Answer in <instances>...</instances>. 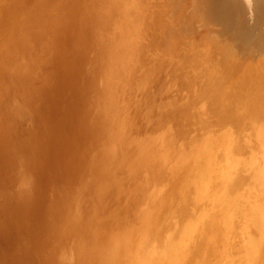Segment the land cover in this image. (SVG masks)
Returning <instances> with one entry per match:
<instances>
[{"label":"rangeland","instance_id":"obj_1","mask_svg":"<svg viewBox=\"0 0 264 264\" xmlns=\"http://www.w3.org/2000/svg\"><path fill=\"white\" fill-rule=\"evenodd\" d=\"M15 1L17 2V0H15ZM26 1L27 2L31 1L30 2L31 4L27 3ZM26 1L25 0L24 1L18 0V4L15 2V4H16L15 7L18 8V10L16 12V8L14 7V10H15L14 14L15 15L13 14V18H11V21L12 22L14 21V24H12L11 21H9L10 24H12V25H10V27L11 26H12V28L14 27L13 29H14L15 33L12 30V28L8 27V29L10 28V30L13 31V33H12V31L10 33V40H8L7 38L2 39L3 34L0 35V42L3 41V42H1L0 46H2V48H4L5 54L7 55V57L3 58V62L0 64V264H11V263L16 264L17 262H18L17 264H74V260H75L74 256L75 255H74V250H73L72 246L75 248L77 241L74 239L75 241L72 243V242H70L71 240L67 239V237L69 236L70 232H71L70 235L73 237L74 234H76L79 230H81L80 227H82L83 225L82 226H79V225H81L83 220H85V219L87 220V219H89V217L91 218V215L93 214V213L92 214L90 213V216H89L90 211L88 212V211H85V209L84 210L81 209L82 212H84V214L86 212V214H85L86 216L83 215V218H81V214H83V213H81V210H80V212H77L78 208H76V207H78V204H77L78 198L77 197L79 195V189L75 188V187H78L75 185V182L76 183L78 182V173L80 174L82 170H83L82 173H85V174H80L81 177H79V181L84 179V177L86 176V172L84 171V166L82 165L84 163H83V161L81 162V160L85 159V157H84L85 152H84V148H83L84 145L83 144H85L84 140L86 142V140L89 141V139L91 138V136L89 135L90 134L89 131L88 130L86 131V129H89L90 124L93 127L95 122H94V120L92 121V118H90L91 116L89 114H91V113L89 111H93L95 107H98V106H96L98 100L97 99L94 100V98L95 97L97 98L96 95H98V88H100V85H98L100 83H98V81H96L97 75L94 74L95 72L97 73V70L96 71L94 70L96 67H94V63H92V62H91L92 64L90 63V61H91L90 58L93 57L92 55H90L92 53L90 52L91 47H89V46H91L90 44L92 42V39L90 38L91 36L89 34V33H91V31L89 30V28H86V30L87 31L89 30V32L86 33L87 32L86 31L85 32L86 35L84 36V39L87 38L90 41V44L88 43L89 41L86 39L85 40H81V39L78 40V38H80V37H79V35H77L79 33H77L78 29H76V28H78V26L76 24L81 19L82 14L94 13V12H96L95 10H97L99 8H100L99 10H101L105 5H101V3L98 1L97 2L98 6H97V4L95 2L93 3V0H80V1L79 0H77V1H75V0H73V1L72 0H58V1L57 0H55V1L54 0L53 1L52 0H49V1L48 0H26ZM95 1H97V0H95ZM123 1H125L124 5H126V0H114V1L111 0L109 4H112L113 7H114V5H116V9H118V8H120L119 6H121L120 2H122L123 7H121V8H123L122 10H124V9L128 8V6L126 5V7H124ZM201 1L202 0H173L174 6L170 7L173 9L172 10V16L171 17L166 16V18H165L166 21L163 23V24H165L166 27L168 26V30L166 32V38L171 37V42H167V41L164 42V44H165L164 47H165V49H168V50L164 51V52L160 51V54L158 55V60L155 62V65L153 66L154 69L156 70V72L154 73V76L151 78L152 80L149 83L150 85L149 84H148V86L146 85L145 88L143 89L144 91L143 90L138 91L133 96L135 103L146 104V106L142 110V114H144L146 111L149 110L150 112L152 111L151 114H153V117H158L161 114V112H163V110H162V108H163L164 112H166L168 114H170L173 111L183 113L184 115H181L180 117L177 118V120L178 121L180 120V122H184V118H187L186 121H189V122L192 121L191 125L186 126V127H183L184 125L182 126L180 123H178V127L182 126V128H176V124L173 121H171V123L168 125V121H167V123L163 129H166V127H169L171 125L170 129L167 128L166 130L174 129L175 135H176L178 141L179 140L181 141L182 139L187 141V137L189 138L191 136L197 135V134H199L201 132H205V131H208V132H205V134L207 136H210V140L207 139L209 137L206 136V140H209L210 143L211 142L214 143L215 139L217 141L219 140V137H217V135L213 134L214 131H215L214 133H216V132L219 133V136L223 132V134H222L223 136L221 137V140H223V141L226 140V142L224 141L225 143L222 142L221 140H219L218 143L211 146L212 153L210 156V162L208 164L209 166L208 165L206 166L205 171L207 173H205L204 181H202V184L199 187L200 192H198V187L195 189H192V188L189 189V187L188 188L184 187L185 179L187 176V174H184V173L189 171L188 168L178 167V169L177 168L174 169L176 171L174 173H172L174 170L168 171V173L166 175L167 178L165 177L166 181H164V179H163L162 183L158 182L159 187H157L158 185H156L157 182L155 183L152 180V178H155V177H151L145 173L147 176H149L148 179H151V180H148V181H150V186L148 187L149 192L154 194L151 203L149 202L150 205L147 204V206H149V207L151 206L150 209H154L153 211H155V208H156L157 209L156 211L158 213H156L157 215L155 214L156 211L152 213V211L148 210L149 207H147L148 208L147 212H151V214L153 215L154 218L151 216V218L149 217L148 219H146L145 215L146 214L151 215V214L150 213H144L145 218L143 217V220L145 221V224H144L145 226L144 227L140 226L141 227V230H140L139 229L140 227L138 224L141 225V223H140L141 221H140V219L138 220V218H137L135 220L136 221L138 220V222L139 221L140 222L138 223L135 220H133L135 223L132 225V227L134 226L132 229L135 228V225H137L139 227L138 228L136 226V229H134V230L137 231L139 229V231H142L141 234L144 235L145 239L149 242V249H153V247L156 246L155 243L163 237H164L163 238V241H164L166 239L165 236H167L166 234H168L169 232H171V234L169 233L170 238L172 237V235L174 233H175V236H177L179 233V236H177V238H179L180 236H184L185 238L188 237V238H186V242L184 241L182 243V245H184V246L181 248L182 250L180 249L181 255L179 254L180 253V251H179L178 254H174V255L170 254V256H168L166 259L164 258L166 260L167 264H172L173 262H174L173 264H176L178 261L179 262L181 261V263L183 264V263H185L183 261L189 262L190 260H192V262H195V263L189 262V264H196V263H198L199 259H200V261H199L200 264H208V261L210 264H213V263L218 264V261L220 262L223 260V256L225 257L227 254H232V253H233V255L236 254L238 259H241L242 253H237V252L241 251L242 249L237 250V248L240 247V248H243V250H244V248H246L252 241H254V239L259 240V239H261L262 235H264V224H263L264 223V188H263L264 179H262L263 181L260 179L258 182L257 181L258 179L255 178L257 184L252 183L254 180L252 181L249 177L250 176V166L248 167L247 170L244 168L245 164L249 163V161H251L252 154L254 153V151L252 149L253 138L249 134V133H251V131L253 129V122H252L251 118L249 117L250 112H248V109H249V105L254 104V96L256 97L255 88L253 86L250 87L249 84L242 83V82L234 84L232 82V79L229 78L230 76H229V72L227 71V67L230 68V67H233L235 65L237 58H239L238 48H237V46L235 47V45L231 41H229L230 38L227 37L229 35H226L227 34L226 32H222L221 28L218 25H216V24L213 25V23H210L206 18H204L202 12H200L198 10H192L193 5L194 4L197 5V3H200ZM64 2H65V4H63ZM24 3H27L31 8L26 4H25V6H23ZM90 4H93L94 6L90 5ZM102 4H104V3H102ZM105 4L107 6V3H105ZM60 5H61V8H60ZM27 6L30 9L29 8L26 9ZM101 6H102V8H101ZM117 6H118V8H117ZM56 7H58V8H56ZM63 7H64V9L62 10ZM93 7H94V9H93ZM22 9H24V10H22ZM104 9L105 8H103L102 10H104ZM87 10H88V12H87ZM2 17H4V15ZM248 17H250V16H248ZM77 19H79V20H77ZM74 21H76V22H74ZM49 22H52V24L51 23L49 24ZM70 22H71V25H70ZM196 22L198 25L196 24ZM244 22H245V24L252 23L250 19L249 20L246 19V21H244ZM13 25H15V26H13ZM28 26H30V27L28 28ZM64 26H66V27H64ZM73 26H75V28H73ZM67 27L70 29V31ZM63 28H64V31L66 28V31H65L66 33L60 31V30H63ZM0 29L3 32L7 31V29H5V28L2 29V27ZM75 29L77 30V32L75 31ZM1 30H0V33H2ZM71 30H72V33L76 32V33H74L73 36H75V39H77V40H75L73 36L71 37V35H72ZM100 32L94 33L93 37L96 38L97 35H99V34L101 35L103 33L102 31H100ZM66 34L68 35V38H70L71 41L74 39L76 42L74 40H73V42H69L68 38L65 39L67 37ZM64 35H65V38H64ZM62 36H63V38H62ZM195 36H197V37H195ZM12 39H13L14 44L10 43ZM64 39L66 41H64ZM67 40L70 44L67 42ZM77 41H78L79 45L76 44ZM62 42H63V44H62ZM66 42H67V44H66ZM86 43L89 45H87ZM186 43L189 45V48H188V50L187 49H185V50L188 52V54L190 56L187 58L188 60L183 59V62L178 61L179 60L178 57H184V56H180L179 53L176 54V52H174V51L177 47L183 46L182 44L185 45ZM211 43H213V44H211ZM171 44H173V45L171 46ZM83 45H84V48H86L88 46L89 47L88 51L90 52L89 53V52L85 51V53H83L85 56H83V54H82V51L85 50L83 48ZM62 46H64L63 48L66 47L65 48L66 50L64 49L65 53L63 52L64 54L67 53L66 51H68V54H71L69 51H72V53L74 51L73 54L75 55V53H76L75 57H74V55L73 56L71 55V57H68V59H67V57L64 58V56H66L67 54L64 55L62 53V49H63V48H61ZM78 46H79V48H75V50H76V52H75V50L72 49V47H78ZM211 46L217 47V51L219 52V54H217L216 57H213V56L209 57ZM262 47L264 48V45ZM262 47H261V49H263ZM67 48H68V50H67ZM69 48H71V49H69ZM222 50L224 52H226L228 55L226 56L225 54H222V52H223ZM255 51L259 54V50L258 51L254 50V52ZM263 51H264V49L261 50V53ZM78 53L80 55L79 58L82 56L84 60H85L84 57H86V54H87V56L89 55L87 57V59L89 58V60L84 61V60H82V58H80V59L77 58ZM257 53H256L255 58L253 57L254 60L252 58H250L251 56L249 58L253 64L255 61L256 64L258 65V67L256 69V73H260V72L262 73V72H264V70H262V69H264V60H263L264 57H261V56H264V54H263L264 52L262 53L263 55L261 54V56L259 54L260 58H263V59H260L259 56L257 55ZM61 54H63L64 56H61ZM62 57H63V59H62ZM243 57L245 59L246 56H243ZM69 58H71V59H69ZM75 58L78 59V61H81V62L83 61V63L82 64H81V62L78 63V61ZM61 59L62 60L66 59L67 61L65 60V62H63ZM246 60H248V58ZM260 60H262V61L260 62ZM72 61L74 63H70ZM84 62H86V63L84 64ZM180 62L183 64H181ZM204 62L206 64L208 63V67L211 68L214 66L215 68L218 69V71L212 73V75H209L207 77L204 73V66H205V65H203ZM88 63L90 64V66ZM63 64H65V65H63ZM70 64L72 65V67ZM73 64H76V66H77V64H81L80 66L83 68L79 67V65L77 66V68L76 67L73 68V66H75ZM259 65H261V66L259 67ZM63 66H68V67H66L68 71H69V69L72 70L71 68H73V70L80 68L79 70H77V71L74 70V71H76L77 73H79L81 71L80 75L82 77L77 76L79 74L75 75L76 72H74L73 70L70 71L71 73L67 72V70ZM86 66L88 68H90L92 66L94 69L93 68H91V69L86 68V69H88V71H89L88 72L87 70L84 69ZM224 66L226 67V70H224ZM43 67H44V69H43ZM47 67H50V68H47ZM148 68L149 67L146 65L139 66L137 74L144 76L145 73H148L147 72ZM82 70H84V72L86 71L84 73V74L87 73L86 76H83L84 74H82V72H83ZM157 70H159L160 72ZM232 70H234V69H232ZM92 71H94V72H92ZM62 72H64V75L66 74L67 78H63ZM176 72H177V74H176ZM89 73L94 74V76L92 75L93 78L90 77L91 75ZM249 75H250V78H251V75L256 78V76H254V74H249ZM77 77H79V78H77ZM95 77H96V79H95ZM84 78H86L88 82H86V79H84ZM68 79H70V80H68ZM63 80H65V81H63ZM66 80L69 82L67 83ZM79 80L81 81L82 84L80 83ZM93 80L96 82H94ZM263 82H264V76H263ZM34 83H35V85H34ZM84 83L86 85H88L87 88H85L86 85ZM95 83H97V84H95ZM74 84H76V85H74ZM233 84H234V86H233ZM89 85L91 86V88H89L90 87ZM94 85H96V86L93 87ZM73 86H75V88H73ZM81 86H83V90H80V89H82ZM229 87L231 88V90L229 89ZM84 88H85V90H84ZM239 88H240V94L238 93ZM250 89H252V90H250ZM88 90H90V91H88ZM93 90H95L94 92H96V95L93 92ZM80 91H83V92H80ZM84 91H88L89 93L84 92ZM164 91L165 92L167 91L166 94ZM90 93H91V95H90ZM234 93L238 94L239 97H243V99L240 101L237 98H234L235 97ZM76 94L79 95L80 97L77 96ZM83 94H85V95L87 94L88 96H90L89 98L87 96V100L84 99L86 102L81 101L82 97L86 98V96L84 97ZM171 94H173L172 96H174V95L175 96L172 97ZM92 95L94 96V98ZM66 96H67V98H66ZM72 96L73 97L75 96L76 98H73ZM77 97L80 98L79 101L77 100L78 99ZM68 98H70V99L68 100ZM90 98H91L92 102H91ZM88 99L92 104L88 103L89 102ZM66 100H68L69 102L71 101L72 103L71 102L66 103ZM93 102H94V104H93ZM77 103H78V105H81V106L78 107ZM64 104H66V106ZM67 105H68V109L70 107L69 110L66 109ZM166 107H168V108H166ZM80 108H81V110H83L82 113L80 111ZM89 108H92V110H89ZM241 109H242V111L245 110V112H243V114L246 113L245 114L246 116L238 113V112L242 113ZM86 110H89V111H86ZM69 111H70V114H69ZM84 111L87 113L88 116L86 114H84L85 113ZM88 112H89V114H88ZM197 112H199V113H197ZM231 112L235 113V114H232ZM202 113H203V115H202ZM204 113H205V115H204ZM63 114H64V117H66V118L63 117ZM83 114L85 116H83ZM178 115H180V114H178ZM80 116L83 118H81ZM226 117H227V119H226ZM237 117H240L242 119L240 129H238V126H237V122H236ZM54 118H56V119H54ZM70 118H72V120ZM69 119H70L71 124H73V123L76 124L75 125L76 127L75 126L73 127V125L70 126ZM77 119H79L81 121V124H83V126H80L81 124L79 125L80 122H78ZM246 119L248 121H246ZM58 120H59V122H58ZM63 120H67L68 122L63 121ZM83 120L84 121L86 120L85 121L86 124L84 123ZM89 120H91V121L89 122ZM154 120H156V119H154ZM213 120H215V121H213ZM56 121H57V123H56ZM64 122L68 123L69 125L65 124ZM212 122H214V123H212ZM87 123L89 125H87ZM200 123L205 125V127H206V128H204V129H206L205 131L200 129L201 128ZM211 123L213 126L212 125L210 126ZM77 125L80 126L78 128L81 131H76V129L78 130ZM84 125H86V127H88V128L85 127L86 129H84ZM217 125L219 126V128H217L218 127ZM64 126H65V128H64ZM66 126H69V128ZM70 127L75 128V129H73V128L72 129H73V131L75 130L78 135L74 134L75 131L73 133L74 135L72 133H71L72 134L71 135L69 133L70 131H72ZM214 127L217 129H215ZM227 127H228V129H227ZM67 129H69V130H67ZM82 129H83V131L85 130L86 132L85 131L83 132ZM174 130H171L173 134H174ZM218 130H220V132ZM230 130H231V135L229 136ZM65 131H67V132L65 133ZM197 132H199V133H197ZM224 132H226V134ZM236 132L238 134L240 133V135L238 136V134ZM62 133L65 136H66V134L69 133V136L71 138H72V136H73V138L74 137L76 138V135L79 136L80 133H81V135L79 137H83V138L87 133H89V134L87 135V139H86V136L84 139H81V138L74 139V141L76 140V142L71 141V138L69 139V136L68 137L63 136L64 139L65 138L67 139V142H64L63 141L64 139L61 138ZM84 133H85V135H83ZM186 134L187 135L189 134V135L187 136ZM88 136H90V137H88ZM96 136L98 137V132L96 133ZM235 136H236V138L238 136L237 142H236ZM10 137H12V138H10ZM212 137H215V139L212 140L211 139ZM228 138H230V139H228ZM66 139H65V141H66ZM80 139H81V141H80ZM241 139H245V140L247 139L246 141L249 143V145L245 146L242 149H238V147L241 143ZM68 140L71 143L70 145H69ZM78 140L80 141L81 144H78L79 143ZM52 141H54V142H52ZM61 141L64 144L61 143ZM228 141L230 142V145L232 143H235V144H232L229 147V143H227ZM221 142L224 144H222ZM75 143H77V146H79V149L82 148V149H80L81 152H79L80 150L79 151L77 150L78 149L77 146H76L77 147L76 149L74 147H72V146H74L72 144H75ZM163 143L164 144H163V146L161 145V147L166 149L165 141ZM69 146H71V147H69ZM224 146H225V149L233 148V150L231 149L232 150L231 152L229 150H225ZM66 147H69V148L66 149ZM215 147H217V148H215ZM71 148H73L72 151H70L71 155L77 151L76 154L74 153L72 155V156L75 155L74 157L66 154L67 150H69ZM260 148L264 149V143L262 146H260ZM74 149H75V151H73ZM217 150H219L221 152H223V151H225V152L220 153ZM60 151H62V152L60 153ZM226 151H229L230 154H229V152H226ZM78 152H79V157H84V158H79L78 156H76V155H78L77 154ZM83 153H84V155H83ZM224 153L225 154L228 153L232 157H230L228 154L225 155ZM62 154L63 155L65 154V160L67 158L66 161L63 158L64 156L62 157ZM66 155H67V157H66ZM216 155L221 156V157L219 156L220 160H218L219 157H217ZM223 155H225V156H223ZM236 155H237L238 159L235 157ZM241 155H242V157H241ZM68 156H69V159H68ZM77 157L79 158L78 161L82 163L81 166L79 165L80 163L79 164L75 163V161L78 162L76 160ZM70 158H72V159H70ZM73 158H74V161H72ZM221 158H223V161ZM232 159H234V161ZM61 160L63 161V164L61 163L62 162ZM215 160H217L218 162L217 161L215 162ZM230 160H232V163ZM237 160H239V161H237ZM54 161L55 162L58 161L57 162L58 164L57 163L54 164L55 163ZM84 162H85V160H84ZM239 162H240V164H239ZM211 163H212V165H210ZM34 164H35V166H34ZM69 164H73V165H69ZM74 164L79 165V166L77 167L75 165V167H74ZM218 165H220V167ZM223 166H225V169ZM228 166H230V167L228 168ZM59 167H60L61 171H57V170H60ZM62 167H64V169H65V167H67L72 171H68L67 172L69 174L68 175L65 172L69 169L66 168L67 170L64 171ZM221 167H223V168H221ZM213 168H215L216 170ZM211 169H213V170H211ZM221 169H222V171H221ZM227 169L229 170L228 172H227ZM75 170H77L78 173L75 172ZM181 170H182V173L179 172ZM217 170H218V172H217ZM224 170H226V171H224ZM213 171H215V173H213ZM62 172H63V174H62ZM73 172H75V174ZM222 172L223 173L227 172V173L223 174ZM229 172H231L232 175H230L231 173L229 174ZM37 173H39V174H37ZM46 174H48V175H46ZM65 174L68 175L67 179H66ZM70 174H72V175H70ZM168 174L169 175L171 174V175L168 176ZM222 174H223V176H222ZM125 175H126L125 173L122 174V176H125ZM216 175H217V177L214 178ZM42 176H43V178H41ZM69 176L70 177L73 176L72 177L73 180ZM180 176H181V178H180ZM46 177L50 181H48V179ZM75 177H77V179ZM227 177L230 179H228ZM183 178H184V180H183ZM211 178H212V181L210 180ZM217 178L219 179L218 181H217ZM68 179L71 180V183L69 182L70 180H68ZM74 179L77 181H75ZM174 179H175V181H174L175 183L172 181ZM177 179H179V180H177ZM227 179L229 181H227V183H226ZM60 180H61V184H59ZM215 180H216V182H215ZM37 181L39 183H37ZM223 181H225V182L223 183ZM65 182H67L69 184H66ZM170 182H171V184H170ZM213 182H215V183H213ZM218 182L220 185H216V184H218ZM247 182H248L247 187H249V189H248L249 191L248 192L245 191L244 195H242L241 194L242 189L244 188V186ZM125 183H124V188L125 189L127 188V190H131V191L134 188H136V186L139 184V182L132 181L133 184L137 183L136 186L134 185V187H133L132 186L133 184L128 185L127 184L128 182L126 184ZM160 183L162 184L161 186H160ZM176 183H177V185H176ZM212 183H213V185H212ZM234 183H236L238 185V192L237 193L234 190H232ZM221 184H222V186H221ZM223 184H225V186ZM61 185H62V187H61ZM66 185L67 186L69 185V186L67 187ZM73 185H75V186H73ZM210 185H212V187H209ZM175 186H177V187H175ZM240 186H242V189L239 192ZM167 187H168V189H167ZM172 187H174V189H176L175 192H173L174 195L172 193H170V192H172V189H173ZM180 187H183L185 189V191H184V189H182ZM203 187L206 189H204ZM217 187H220V188H217ZM222 187H223V189H222ZM259 187L261 190L259 189ZM59 188L61 189V193H60ZM169 188L171 189V191H169ZM66 189H67V191H66ZM188 189H189V192H187ZM74 190L77 191V194L73 193V192H75ZM165 190L166 191L168 190V191L166 192ZM191 190H192L193 194L191 193ZM193 190L195 192H197V194H199L198 197L195 195V192H193ZM212 191L214 192V194L217 193L219 195V193H220L219 196L215 195L217 197V199L214 196V194L212 193ZM72 193H73V195L75 194L74 196H76L77 199L74 198ZM201 193H203V194H201ZM161 194H162V196H161ZM167 194H168L169 198L168 197H166V198H168L170 202L169 201L164 202V200H162V199H165V196ZM247 194L251 195V197H253V198L251 199L250 196H248ZM69 195H71V196H69ZM175 195L177 196V198H175L176 197ZM193 195H195V196L193 197ZM206 195H207V197H206ZM209 195L211 196V197H209L210 200L207 199ZM61 196H63V197H61ZM90 196L91 195H89V197ZM31 197H33V198H31ZM94 197H96V196H94ZM170 197H173V199ZM86 198L92 204L95 201V200H93L94 198L91 200H90L91 197L88 198L86 196ZM158 198H161V200L163 201L162 204L164 207L162 206V204H160V207H158L159 205L155 204V202L160 201V200H157ZM68 199H69V202L71 203L70 206H69V204H67ZM108 199H109V201L106 199V204H104L105 210H106L105 207L107 204L110 206L107 209L110 210V209L114 208V206H112L113 202L110 201V198H108ZM229 199H232V200H229ZM70 200L71 201L75 200V201L73 203V201L71 202ZM215 200H216V202H215ZM225 200H226V202H225L226 204L223 203ZM208 201L210 203H208ZM213 201L216 205L213 203ZM230 201H232V202H230ZM59 202H61L60 205L56 204ZM96 202L99 203L98 200ZM96 202H94V206L91 204L92 205L91 208H93V209H91V208L90 209L92 210V212H94L96 210L97 213L96 212L95 213L99 214L98 215V217H99L101 215L100 213L102 210V209H100L101 203H99L97 205ZM109 202L110 203L112 202V204H110ZM119 202H120L122 207H124V206L126 207L127 205H129L127 208H125L122 211L125 214L128 211H133V210L137 211V207L139 206V202H137V196L132 194V193L123 195V197L120 199ZM161 202H159V203H161ZM191 202H193V203H191ZM199 202H200V204H199ZM201 202L203 204H201ZM17 203H19V205H17ZM75 203H76V205H75ZM164 203H168V204H164ZM190 204H191V206H190ZM207 204H210L211 206L207 205ZM192 205H193V207H196V209L192 208ZM212 205H215V206H212ZM161 206L163 207V209L165 208L164 209L165 212L162 210ZM204 206H205V209H202V208H204ZM56 207H57V209H56ZM60 207H62L63 209ZM177 207L179 208L178 210H181V212L180 211L178 212V210H176ZM206 207L208 208V210H206ZM65 208H67L66 212H64ZM68 208H70L71 212H68L69 211ZM183 208H184V212H183ZM226 208L227 209L231 208V211H229L230 209L226 210ZM74 209H77V210H74ZM97 209H98V211H97ZM218 209L221 210L220 214H219ZM141 210H142V208H141ZM141 210L139 209V211H141ZM209 210H211L213 212L210 211L211 212L210 213ZM75 211L77 212V214H73V213H76ZM136 211H135V213H138V211L137 212ZM197 211H198V213H197ZM223 211H224V213H223ZM55 212L57 215L55 214ZM187 212L193 213V214H191V213L190 214L192 217L194 216L195 218L194 217L191 218V216H189V214H187ZM203 212H205V213H203ZM206 212H207V214H206ZM65 213L67 215V218H66ZM159 213H161V215ZM177 213H179L178 216H177ZM226 213H228V215ZM72 214H73V216H72L73 218H71ZM87 214H88V218H87ZM158 214H159V217H158ZM204 214H205V216H204ZM218 214H219V216L220 215L221 216L224 215V216L219 217ZM59 215H60V218L58 217ZM77 215H78V217H77ZM171 215L173 218L171 217ZM179 216H180V219H179ZM181 216H183V217L189 216V217H184L185 218V220H184V219H181V218H183ZM108 217L107 218L104 217L105 221H104V218H99L101 220H99L97 218L94 221L96 222L97 220H99L100 222H102L104 224L107 221ZM155 217H156V219H155ZM207 217H210L212 219V222L214 223L212 228L210 226L212 224H207V222H209V221L211 222L210 218H207ZM68 218H70V220H72V222H70ZM75 218H76V220H75ZM176 218H178V219H176ZM62 219H63V221H62ZM81 219H83V220H81ZM154 219L158 222L160 220V222L159 223L155 222ZM203 219L204 220L209 219V221H203ZM247 219H249V220H247ZM64 220L68 221V222L65 223ZM73 220H75V221H73ZM109 220H111V219H108V221ZM178 220H179V222H178ZM217 220H218V222H217ZM242 220L245 222L243 223ZM61 221L64 223L62 224ZM91 221H93L92 218L90 220H88L87 222L89 223ZM99 221H97L96 224L99 223ZM144 221H142V222L144 223ZM150 221L153 224H151ZM170 221H172V222H170ZM185 221H187V222H185ZM261 221H262V224H261ZM76 222H78V223H76ZM87 222H86V225L88 226L89 224H87ZM183 222H184V224L182 225L181 223H183ZM201 222H203V223H201ZM205 222L207 225L205 224ZM216 222H217V225H216ZM55 223L57 226L55 225ZM102 223H99V224L102 225ZM168 223H170V224L168 225ZM220 223H221V226H220ZM67 224H69L70 226ZM75 224H77L78 230H77ZM82 224H85V222L83 221ZM90 224H91L90 226H92V222ZM155 224L157 225V227ZM158 224L161 226V228L158 226ZM166 224L168 226L165 227ZM172 224H173L174 228L171 229L170 225L172 227ZM61 225H63V226H61ZM98 225H96V227ZM150 225H151V227H153L152 232H150V230H149L151 228ZM177 225H179V226L176 227ZM215 225H216V227H215ZM230 225H232V226H230ZM87 226H86V228L91 230V233L94 234L95 232H93V230L90 229L89 226L88 227ZM102 226H98L97 229H99V231H100L101 228H99V227H102ZM146 226H147V229H144V228H146ZM180 226H182L183 228ZM249 226H251V227H249ZM164 227L167 230H165ZM167 227H169V229ZM179 227L182 228L181 231L177 230V229H180ZM205 227H209V229L205 228ZM214 227H215V229H214ZM50 228H52V229H50ZM73 228H76V230L74 229L75 232L73 231ZM190 228H191V230H189ZM232 228H233V230H232ZM243 228L245 231L243 230ZM88 229H86L87 232L89 231ZM97 229H96V231H98ZM156 229H157V232L158 233L160 232L161 234L160 233L158 234L157 232H155ZM185 229L188 233L189 232L190 233L189 234L187 232L185 233ZM195 229H197V230H195ZM216 229H217V231H216ZM43 230H44V232H42ZM108 230L111 232L113 229L110 227V228H108ZM108 230H107V232H109ZM146 230L147 231L149 230V231L147 232ZM161 230H163V233L161 232ZM169 230H171V231H169ZM182 230H183V232H182ZM209 230H212V232H210ZM67 231H69V233ZM114 231L117 232L116 230H114ZM165 231H167L168 233ZM176 231H177V233H176ZM191 231L193 232V234ZM180 232H182V233L180 234ZM194 232L196 235L194 234ZM207 232L212 237V239H213V237L216 238V235L218 234L217 239L212 240L211 238H209L208 235H206ZM45 233H47V234H45ZM120 233H118V234H120ZM151 233H152V235H151ZM197 233H198L200 238L197 236ZM204 233H205V235H202ZM215 233H216V235H215ZM60 234H61L62 239L60 238ZM118 234H116V236ZM162 234H163V236H162ZM233 234H234V237H232ZM212 235H215V236H212ZM160 236H162V237H160ZM189 236H191V238ZM204 236H206L205 239L209 238V240L204 239L205 242L202 241L203 240L202 238H204ZM147 237L148 238L150 237V239H147ZM229 237H231V238H229ZM223 238H224V240H223ZM251 238H252V240H251ZM65 239H67V241H65ZM226 239H228V240H226ZM151 241H152V243H151ZM214 241L216 242V244L219 243L216 247L217 250L215 249L216 244L212 243ZM159 242H161V241H158V244H159ZM189 242L192 245H190ZM200 242H202L203 244L201 245ZM209 242L212 243V244H209V248H211V249L207 250L208 249L207 244ZM197 243H199V245ZM43 244H45V245H43ZM68 244H70V245L73 244V245L69 246ZM152 244H154V245H152ZM158 244H157V246H159ZM213 244H215V245H213ZM234 244L237 245L235 248H234ZM252 244H254V243L252 242ZM160 245H161V243H160ZM205 245H207V246H205ZM232 245H233V247H232ZM202 247H204L205 249L204 248L202 249ZM250 247H251V245L248 246L247 248H250ZM155 248L157 251L158 250L160 251V249H159L160 247H158V248L155 247ZM212 248H213V250H216V251H211ZM154 249H153V251H154ZM64 250H65V252H64ZM191 250L194 252H192ZM236 250H237V252H236ZM263 250H264V247H263L262 251H260V258L264 257ZM68 251H70L71 255L69 254ZM199 251H201V252L199 253ZM203 251L206 254H204ZM207 251H209V252H207ZM197 252H198V254H197ZM56 253H58V254L56 255ZM63 253H65V254H63ZM182 253H183V256H182ZM201 253H203L204 257ZM207 253L211 256H213V255L210 253H213L214 254L213 257H216V258L215 259L213 258L214 260H212L211 259L212 257L209 256L211 258H209L207 262H206V259L201 260V259H204L208 255ZM195 255H200L201 258L198 259L199 256L196 257ZM217 255H219V256H217ZM186 256H188V259ZM193 256H194V258L196 257L195 260H193ZM174 257L175 258L177 257L175 259L176 261L174 260ZM184 257H185V259H184ZM62 258L66 259V260H63ZM189 258H190V260H189ZM206 258H208V257H206ZM210 259L213 263H211ZM166 262H164L163 264H165ZM188 262L186 264H188ZM181 263H177V264H181ZM242 264H247V263H242Z\"/></svg>","mask_w":264,"mask_h":264},{"label":"bare ground","instance_id":"obj_2","mask_svg":"<svg viewBox=\"0 0 264 264\" xmlns=\"http://www.w3.org/2000/svg\"><path fill=\"white\" fill-rule=\"evenodd\" d=\"M24 1V0H22ZM26 1V0H25ZM49 1V0H48ZM53 1V0H52ZM55 1V0H54ZM58 1V0H57ZM73 1V0H72ZM77 1V0H75ZM80 1V0H79ZM100 2L101 5H105V3H107V6L103 7L105 8L104 10H102V6H101V10L97 9L96 7L98 6L97 2ZM111 0H93V3L95 2L97 4V6L95 7L97 10H95L96 12L94 13H87V14H82L81 16V19H77L79 20L78 23L76 24L78 26V32L77 30L75 29V31L79 34V39L81 40H88L87 38L84 39V36L86 35V33L89 32V30L91 31L90 34V38L92 39V42L90 44V41L88 42L91 46L90 48V52L92 54L93 57L90 58L91 61L90 63H94V67H96L95 69L91 66L90 68H88L87 66L84 68L85 70L88 71V69H91L93 68L95 71L97 70V73L95 72L94 74L97 75V80L98 85H100V88H98V95H96V92H94L95 90H93V92L95 93V95L97 96V98L95 97L94 98V94L92 95L94 100H98L97 101V104L96 106L98 107H95L93 111H89V110H92V108H89V110H86V111H89L91 114H88L91 116L90 118H92V121L94 120V125L93 127L91 126V124L89 125L87 123V125H89V129H86L88 127H86V125H84V129H86V131L88 130L89 133H87L85 135V133L83 135L86 136V139H87V135L89 134L91 136V138L89 139V141L84 140V152H85V162L84 160H81V162L83 161L84 164H82L81 162L78 161L79 158H84V157H79V152H81L80 148L79 149V146H77V143L75 144H72L74 146L75 149L78 147V156L77 157V161H75V163H80L79 165L81 166V164L84 166V171L86 172V176L84 177V179L80 180L79 181V177L80 174H85V173H81L79 174L77 172V170H75V172L78 173V182L76 183L75 182V185L78 186V187H75V188H78L79 189V195H78V200H77V204H78V211L77 212H80L81 209H85V211H90L89 212V216H90V213L92 214L91 215V218L93 219L92 222V226H90L91 222H87L88 220H90L91 218L89 217V219H81L85 222V224H82L79 225V226H82L80 227L81 230H79L76 234L73 235V237L69 234V236L67 237V239L71 240L70 242H74L75 240L77 241L76 243V246L75 248L68 244L69 246H72L73 250H74V264H163L164 262H166V258L168 256H170V254H178L180 249L184 246L182 245V243L185 241L186 242V238L188 237H184V236H180L179 238H177V236H179V233L177 236H175V233L172 235V237L170 238L169 236V233L171 234V232H167L168 234H166L167 236L166 239L163 241V238H161L160 240L158 241H161L159 242L158 244V241L155 243V247H160V251L156 250L155 247H153V249H149V242L145 239L144 235L141 234L142 231H139V229L141 230V227L145 226V221L143 220V217L145 218L146 216V219H148L149 217L151 218V216L153 217V215L151 214V212H147L148 210L155 212L157 209L155 208V211H153L154 209H150L149 206H147V204L150 205L151 201H152V198L154 196V194H152L151 192H149V189L148 187L150 186V181L148 180H151V179H148L149 176L151 177H155V178H152V180L156 183L158 182H163V179L164 181L165 180V177L167 178V173L168 171H172L174 169H178V167H184V168H188L189 171H187L186 173L184 174H187L186 176V179H185V183H184V187L185 188H192V189H195L198 187V192H200L199 190V187L201 186L202 184V181H204V177H205V173H207L205 170H206V166L209 164L210 162V156H211V146L218 143L219 140H221V137L223 136V132L221 133V135L219 136V133H214V135H217V137H219V140L217 141L215 139V137H212L211 139H215V142L214 143H210L209 140H210V136H207L205 134V132H208V131H205L206 128L205 125L201 124L200 125V129L204 130L205 132H197L199 134L197 135H194V136H191V137H187V141H185L184 139H182L181 141L177 140V137L175 135V130L174 129H171V130H174V134L172 133L171 130H166L167 128L170 129V126L169 127H166V129H163L168 121V125L171 123V121H173L175 124H176V128H182L183 127H186V126H190L191 125V122L189 121H186L187 118H184V122H180V120L178 121L177 118L180 117L181 115H184L183 113L181 112H177V111H173L171 112L170 114L164 112V109L162 108L163 112H161V114L158 116V117H153V114H151V112L148 110L146 111L144 114H142V110L144 109V107L146 106V104H140V103H135L134 101V94L137 93L138 91H141L145 88V86L151 82V78L154 76V73L156 72V70L154 69V65H155V62L158 60V55L160 54V51L161 52H164V51H167L168 49H165V44L164 42H171V37L170 38H166V32L168 30V26L166 27L165 24H163L166 20V16H172V6H174L173 4V0H126V5L128 6V8L122 10L123 7L122 6V2H120L121 6H119L120 8H117L116 9V5H114V7L112 6V4H109ZM114 1V0H113ZM15 0H0V28L2 27L7 29V31L0 33L3 34V38L2 39H5L7 38L8 40H10V33L11 31L13 30L14 31V27L12 28V26L10 27V25L14 24V21L12 22L11 21V18H13V14L15 13L14 11V7H15ZM21 2V1H20ZM27 2V1H26ZM31 1H28L27 3H30ZM85 2V1H84ZM124 2L123 1V5H124ZM169 2V3H168ZM18 4V0L16 2ZM27 3H24L23 6L28 5ZM57 3V2H56ZM60 3V2H59ZM80 3V2H79ZM78 3V4H79ZM104 3V4H102ZM113 3V2H112ZM116 3V2H115ZM31 4V3H30ZM53 4V3H52ZM65 4V2L63 3ZM109 4V5H108ZM72 5V4H71ZM88 5V4H87ZM90 5H93V4H90ZM119 5V4H118ZM126 5H124V7H126ZM193 5V4H192ZM19 6V5H18ZM22 6V5H21ZM22 6V7H23ZM29 6V5H28ZM26 7V9H28L29 7ZM57 6V5H56ZM94 6V5H93ZM86 7V6H85ZM16 8V7H15ZM21 8V7H20ZM24 8V7H23ZM31 8V7H30ZM29 8V9H30ZM58 8V7H56ZM60 8H61V5H60ZM59 8V9H60ZM91 8V7H90ZM25 9V10H26ZM51 9V8H50ZM53 9V8H52ZM58 9V10H59ZM64 9V7L62 8V10ZM94 9V7H93ZM121 9V10H120ZM18 8H16V12H17ZM20 10V9H19ZM24 10V9H22ZM74 10V9H73ZM192 10H198L200 12H202L204 18H206L210 23H213L218 25L220 28H221V31L222 32H226L227 34L226 35H229L227 36L228 38H230L229 41H231L235 47L237 46L238 48V56L239 58H237L236 62H235V65L233 67H227V71L229 72V78L232 79V82L235 84V83H239V82H242V83H246V84H249L250 87L253 86L255 88V92H256V97L254 96V104L252 105H249V109H248V112H250L249 114V117L251 118L252 122H253V129L251 131V133H249L252 138H253V151L254 153L252 154V159L251 161H249V163H246L244 168L247 170L248 167L250 166V179L253 181L252 183H256V179H258L257 181L259 182V180L261 179H264V149H261L260 146L263 145L264 143V82H263V76H264V72H260V73H256V69L258 67V65L256 64V62L254 61V64L250 61V58L253 59V57L255 58L256 56V51L254 52V50H259V54L261 56V54L264 52L261 53V50H263L264 48L262 47L264 45V0H202L200 3H197V5H193V8ZM28 11V10H27ZM46 11V10H45ZM67 11V10H66ZM19 12V11H18ZM79 12V11H78ZM88 12V10H87ZM90 12V11H89ZM92 12V11H91ZM60 13V12H59ZM51 14V13H50ZM62 14V13H61ZM4 15V17H2ZM15 15V14H14ZM250 16V17H248ZM15 17V16H14ZM65 17V16H64ZM15 19V18H14ZM48 19V18H47ZM53 19V18H52ZM247 20H251L252 23L250 24H245L244 21ZM76 20V21H77ZM253 20V21H252ZM12 24H10V22ZM74 21V22H76ZM199 21V20H198ZM3 23V24H2ZM48 23V22H47ZM52 24V22H49V24ZM61 23V22H60ZM209 23V24H210ZM69 24V23H68ZM197 24V22H196ZM200 24V23H199ZM70 25H71V22H70ZM198 25V24H197ZM15 26V25H13ZM20 26V25H19ZM48 26V25H47ZM88 26V27H87ZM8 27L12 28V30H10V28L8 29ZM30 26H28L29 28ZM54 27V26H53ZM66 27V26H64ZM71 27V26H70ZM37 28V27H36ZM46 28V27H45ZM68 28V27H67ZM72 28V27H71ZM73 28H75V26H73ZM86 28H89V30L87 31ZM181 28V27H180ZM185 28V27H184ZM43 29V28H42ZM50 29V28H49ZM69 29V28H68ZM182 29V28H181ZM191 29V28H190ZM45 30V29H44ZM12 31V33H13ZM42 31V30H41ZM57 31V30H56ZM64 33H66V28H65V31H64V28L63 30H60ZM70 31V29H69ZM74 31V30H73ZM87 31V32H86ZM102 31L103 33L100 35H97L96 38L93 37L94 33L96 32H100ZM32 32V31H31ZM74 32V33H76ZM86 32V33H85ZM15 33V31H14ZM37 33V32H36ZM58 33V32H57ZM69 33V32H68ZM71 33H72V30H71ZM70 33V34H71ZM74 33H72L71 37L74 35ZM101 33V32H100ZM192 33V32H191ZM209 33V32H208ZM212 33V32H211ZM48 34V33H47ZM14 35V34H13ZM61 35V34H60ZM88 35V34H87ZM169 35V34H168ZM214 35V34H213ZM27 36V35H26ZM41 36V35H40ZM66 38H65V35H64V38L67 39L68 38V35L66 34ZM217 36V35H216ZM39 37V36H38ZM74 39H75V36H73ZM88 37V36H87ZM93 37V38H92ZM197 37V36H195ZM43 38V37H42ZM63 38V36H62ZM77 38V37H76ZM58 39V38H57ZM64 39V41H66ZM72 39V38H71ZM73 39V40H74ZM90 39V40H91ZM48 40V39H47ZM62 40V39H61ZM69 42H73V40L71 41L70 38H68ZM67 40V42H68ZM77 40V39H75ZM74 40V41H75ZM80 40V41H81ZM3 42V41H1ZM0 42V44H1ZM5 42V41H4ZM66 42V44H67ZM68 42V43H69ZM76 42V41H75ZM12 44H14L13 42V39L11 40ZM36 43V42H35ZM84 43V42H83ZM8 44V43H7ZM6 44V45H7ZM63 44V42H62ZM70 44V43H69ZM72 44V43H71ZM78 44V41L77 43ZM87 44V43H86ZM87 44V45H89ZM213 44V43H211ZM79 45V44H78ZM173 44H171L172 46ZM183 46H179L175 49L174 52H176V54L179 53L180 56H184V57H178L179 60L178 61H181L183 62V59H187L190 55L188 54V52L185 50L189 48V45L186 43L185 45L182 44ZM231 45V44H230ZM229 45V46H230ZM65 46V45H64ZM64 46H62L61 48H63ZM68 46V45H67ZM86 46V45H85ZM226 46V45H225ZM69 47V46H68ZM71 47V46H70ZM82 47V46H81ZM89 47L87 46L86 48H84V45H83V48L85 50H81L82 51V54L85 53V51L89 52L88 49ZM261 47L263 49H261ZM66 48V47H65ZM65 48L62 49V53L66 50ZM75 48H79L78 47H72V49L75 50ZM224 48V47H223ZM65 49V50H64ZM71 49V48H69ZM261 49V50H260ZM68 50V48H67ZM217 47H213L211 46L210 47V53H209V57L210 56H213V57H216L217 54H219V52L217 51ZM220 51V50H219ZM223 51V50H222ZM67 55L64 56L63 54H61V56H64L67 57H71V55L73 56L74 54V51L72 53V51H69L71 54H68V51H66ZM76 52V50H75ZM89 52V53H90ZM197 52V51H196ZM251 52V53H250ZM80 53V52H79ZM79 53H78V57L79 58ZM237 53V52H236ZM34 54V53H33ZM81 54V53H80ZM94 54V55H93ZM222 54H225L226 56L228 55L226 52H222ZM248 54V55H247ZM251 54V55H250ZM259 54L257 53V55L259 56ZM264 54V53H263ZM262 54V55H263ZM45 55V54H44ZM69 55V56H68ZM76 55V53H75ZM74 55V57H75ZM83 56H85L83 54ZM89 56V55H88ZM87 54H86V57L85 60H89V58L87 59ZM243 56H246L245 59ZM251 56V57H250ZM259 56V58H260ZM4 57H7V55L5 54V51H4V48H2V46H0V64L3 62V58ZM250 57V58H249ZM261 57H264V56H261ZM80 58L83 59V57L81 56ZM79 58V59H80ZM208 58V57H207ZM248 58V60H246ZM63 59V57H62ZM61 59V60H62ZM71 59V58H69ZM76 59V58H75ZM74 59V60H75ZM260 59H263V58H260ZM60 60V61H61ZM66 60V59H65ZM65 60H62L63 62H65ZM73 60V59H72ZM78 61V59H76ZM84 60V61H85ZM188 60V59H187ZM246 60V61H245ZM254 60V59H253ZM264 60V59H263ZM67 61V60H66ZM69 61V60H68ZM76 61V62H77ZM235 61V60H234ZM262 60H260L261 62ZM62 62V63H63ZM81 62V61H78V63ZM180 62V63H181ZM259 62V63H260ZM69 63V62H68ZM70 63H74L73 61L70 62ZM83 63V61L81 62V64ZM86 62H84L85 64ZM91 63V64H92ZM263 63V62H262ZM81 64H77V66L79 65V67H81L80 65ZM89 64V63H88ZM183 64V63H181ZM36 65V64H35ZM61 65V64H60ZM65 65V64H63ZM71 65V64H70ZM75 66H73V68H77L76 64H73ZM143 65H146L148 66V73H145L144 76L142 75H138L137 72H138V68L139 66H143ZM204 73L205 75L208 77L209 75H212V73L218 71L217 68H215L214 66L213 67H208V63L206 64L204 62ZM84 66V65H83ZM90 66V64H89ZM261 65H259L260 67ZM65 67V69L67 70L66 67L68 66H63ZM72 67V65H71ZM184 67V66H183ZM252 67V68H251ZM47 68H50V67H47ZM73 68H71L73 70ZM83 68V67H81ZM88 68V69H86ZM44 69V67H43ZM69 69V68H68ZM80 68L78 69H74V70H79ZM182 69V68H181ZM234 69V70H232ZM261 69V68H260ZM69 69V71L67 70V72H70L72 71ZM73 70V71H74ZM224 70H226V67L224 66ZM264 70V69H262ZM49 71V70H48ZM74 71V72H76ZM82 74H84V70H82ZM91 71V70H90ZM159 71V70H157ZM226 71V72H227ZM66 72V73H67ZM89 72V71H88ZM94 72V71H92ZM160 72V71H159ZM63 73V78H67L66 77V74L64 75V72ZM71 73V72H70ZM166 73V72H165ZM76 74H79L77 76H81V71L79 73H75ZM87 74V73H86ZM86 74H84L83 76H86ZM90 74V73H89ZM94 74H90L92 77V75L94 76ZM177 74V72H176ZM216 74V73H215ZM249 74H254L255 77H253L251 75V78H250V75ZM224 75V74H223ZM226 75V74H225ZM65 76V77H64ZM69 76V75H68ZM82 77V76H81ZM80 77V78H81ZM89 77V76H88ZM51 78V77H50ZM69 78V77H68ZM79 78V77H77ZM93 78V77H92ZM165 78V77H164ZM76 79V78H75ZM86 79V78H84ZM96 79V77H95ZM154 79V78H153ZM171 79V78H170ZM70 80V79H68ZM82 80V79H81ZM90 80V79H89ZM187 80V79H186ZM22 81V80H21ZM62 81V80H61ZM65 81V80H63ZM75 81V80H74ZM80 81V80H79ZM94 81V80H93ZM94 81V82H96ZM156 81V80H155ZM165 81V80H164ZM167 81V80H166ZM180 81V80H179ZM178 81V82H179ZM66 82L68 83L69 81L66 80ZM84 82V81H83ZM86 82L87 79H86ZM85 82V83H86ZM90 82V81H89ZM55 83V82H54ZM63 83V82H62ZM81 83V81H80ZM84 83V84H85ZM93 83V82H92ZM187 83V82H186ZM224 83V82H223ZM77 84V83H76ZM74 84V85H76ZM82 84V83H81ZM83 84V85H84ZM94 84V83H93ZM97 84V83H95ZM233 84V86H234ZM35 85V83H34ZM54 85V84H53ZM56 85V84H55ZM69 85V84H68ZM67 85V86H68ZM80 85V84H79ZM86 85V84H85ZM91 85V84H90ZM89 85V86H90ZM97 85V86H98ZM150 85V84H149ZM158 85V84H157ZM192 85V84H191ZM88 85H86L85 88H87ZM96 85H94L93 87H95ZM231 86V85H230ZM79 87V86H78ZM82 89L80 90H83V86H81ZM155 87V86H154ZM176 87V86H175ZM199 87V86H198ZM236 87V86H235ZM244 87V86H243ZM73 88H75V86H73ZM80 88V87H79ZM84 88V90H85ZM91 88V86L89 87ZM196 88V87H195ZM194 88V89H195ZM208 88V87H207ZM95 89V88H94ZM156 89V88H155ZM229 89L231 90V88L229 87ZM52 90V89H51ZM92 90V89H91ZM154 90V89H153ZM178 90V89H177ZM252 90V89H250ZM77 91V90H76ZM90 91V90H88ZM88 91H84V92H88ZM144 91V90H143ZM79 92V91H78ZM80 92H83V91H80ZM148 92V91H147ZM165 92V91H164ZM167 92V91H166ZM165 92V94H166ZM198 92V91H197ZM200 92V91H199ZM227 92V91H226ZM89 93V92H88ZM170 93V92H169ZM230 93V92H229ZM232 93V92H231ZM237 93V92H236ZM235 94V97L234 98H237L238 100H242L243 97H239L238 94ZM238 93L240 94V88L238 90ZM81 94V93H80ZM139 94V93H138ZM146 94V93H145ZM151 94V93H150ZM163 94V93H162ZM161 94V95H162ZM183 94V93H182ZM77 95V94H76ZM91 95V93H90ZM173 94H171L172 96ZM79 96V95H77ZM82 96V95H81ZM83 96L86 98H81V101L83 102H86L84 99L87 100V94H83ZM146 96V95H145ZM175 96V95H174ZM172 96V97H174ZM231 96V95H230ZM73 97V96H72ZM80 97V96H79ZM79 97H77L78 101H79ZM90 96H88L89 98ZM137 97V96H136ZM179 97V96H178ZM35 98V97H34ZM67 98V96H66ZM73 98H76L75 96ZM92 98V97H91ZM90 98V100H91ZM19 99V98H18ZM70 98H68L69 100ZM228 99V98H227ZM68 100H66V103L69 102ZM76 100V101H77ZM139 100V99H138ZM73 101V100H72ZM89 101V99H88ZM87 101V102H88ZM71 102V101H70ZM69 102V103H70ZM92 102V100H91ZM90 101L88 103L92 104ZM95 102V101H94ZM93 102V104H94ZM149 102V101H148ZM65 103V102H64ZM72 103V102H71ZM79 103V102H78ZM77 103V105H78ZM182 103V102H181ZM221 103V102H220ZM36 104V103H35ZM80 104V103H79ZM82 104V103H81ZM84 104V103H83ZM86 104V103H85ZM66 106V104H64ZM155 105V104H154ZM56 106V105H55ZM81 106V105H78V107ZM87 106V105H86ZM85 106V107H86ZM94 106V105H93ZM224 106V105H223ZM84 107V106H83ZM152 107V106H151ZM237 107V106H236ZM248 107V106H247ZM56 108V107H55ZM65 108V107H64ZM168 108V107H166ZM196 108V107H195ZM67 110L68 109V105L66 107ZM152 109V108H151ZM85 110V109H84ZM80 111L82 113L83 110H81L80 108ZM221 111V110H220ZM242 111V109H241ZM85 112V111H84ZM195 112V111H194ZM237 112V111H236ZM243 112H245V110L241 112H238L240 113L241 115L243 114ZM78 113V112H77ZM199 113V112H197ZM207 113V112H206ZM232 113V112H231ZM67 114V113H66ZM65 114V115H66ZM69 114H70V111H69ZM84 114L87 115V113L85 112ZM83 114V116H85ZM180 114V115H178ZM232 114H235V113H232ZM246 113H244L243 115H245ZM203 115V113H202ZM205 115V113H204ZM50 116V115H49ZM88 116V115H87ZM246 116V115H245ZM63 117H64V114H63ZM70 117V116H69ZM81 117V116H80ZM197 117V116H196ZM202 117V116H201ZM217 117V116H216ZM222 117V116H221ZM61 118V117H60ZM66 118V117H64ZM83 118V117H81ZM80 118V119H81ZM87 118V117H86ZM89 118V117H88ZM208 118V117H207ZM225 118V117H224ZM53 119V118H52ZM56 119V118H54ZM72 120V118H70ZM70 119H69V122H70ZM156 119V120H154ZM227 119V117H226ZM47 120V119H46ZM68 120V119H67ZM67 120H63V121H66L68 122ZM74 120V119H73ZM79 123V125L81 124V121L79 119H77ZM194 120V119H193ZM211 120V119H210ZM52 121V120H51ZM84 121V120H83ZM86 121V120H85ZM84 121V123H85ZM91 120H89L90 122ZM182 121V120H181ZM212 121V120H211ZM215 121V120H213ZM235 121V120H234ZM241 121L242 119L240 117H237V126H238V129H240V126H241ZM246 121H248L246 119ZM59 122V120H58ZM64 122L65 124H68ZM206 122V121H205ZM217 122V121H216ZM57 123V121H56ZM73 123V122H72ZM83 123V122H82ZM178 123H180L182 126L178 127ZM214 123V122H212ZM212 123L210 124V126L212 125ZM223 123V122H222ZM70 126L73 125V127L76 125L75 123L71 124V122L69 123ZM68 124V125H69ZM86 124V123H85ZM59 125V124H58ZM77 125V128L80 127V126H83V124H81L80 126ZM231 125V124H230ZM213 126V125H212ZM216 126V125H215ZM218 126V125H217ZM221 126V125H220ZM233 126V125H232ZM235 126V125H234ZM56 127V126H55ZM54 127V128H55ZM69 128V126H66ZM72 127V128H73ZM76 127V126H75ZM86 127V128H85ZM229 127V126H228ZM227 127V129H228ZM236 127V126H235ZM36 128V127H35ZM57 128V127H56ZM63 128V127H62ZM65 128V126H64ZM71 128V127H70ZM71 130L73 131V128ZM83 128V127H82ZM215 128V127H214ZM219 128V126L217 127ZM215 128V129H217ZM237 128V127H236ZM248 128V127H247ZM246 128V129H247ZM213 129V128H212ZM243 129V128H242ZM241 129V130H242ZM69 130V129H67ZM166 130V131H165ZM199 130V129H198ZM221 130V129H220ZM220 130H218L220 132ZM245 130V129H244ZM248 130V129H247ZM36 131V130H35ZM34 131V132H35ZM45 131V130H44ZM58 131V130H57ZM63 131V130H62ZM68 131L70 134L74 133V131ZM76 131H81L79 128L78 130L76 129ZM75 131L74 134H77ZM83 131V129H82ZM85 131V130H84ZM83 131V132H84ZM85 131V132H86ZM223 131V130H222ZM225 131V130H224ZM243 131V130H242ZM33 132V133H34ZM46 132V131H45ZM44 132V133H45ZM64 132V131H63ZM67 131H65L66 133ZM82 132V133H83ZM98 132V137L96 136V133ZM227 132V131H226ZM226 132H224L226 134ZM238 132V131H237ZM236 132V133H237ZM240 132V131H239ZM69 133L66 134V136L68 137L69 136ZM46 134V133H45ZM44 134V135H45ZM71 134V135H72ZM73 134V135H74ZM224 134V135H225ZM238 134V133H237ZM248 134V135H249ZM78 135V134H77ZM76 135V138H81V139H84L83 137H79ZM82 135V136H83ZM187 135V134H186ZM189 135V134H188ZM187 135V136H188ZM211 135V134H210ZM231 135V130H230V133H229V136ZM240 135V133L238 134V136ZM66 137L65 135H63L62 133V136L61 138L64 139V137ZM88 136V137H90ZM206 136L209 137L207 139L209 140H206ZM238 136L236 138V142H237V139H238ZM44 137V136H43ZM216 137V138H217ZM247 137V136H246ZM12 138V137H10ZM71 137L69 136V139ZM73 138V136H72ZM71 138V141H74V139H76L75 137L72 139ZM186 138V137H185ZM58 139V138H57ZM66 139V138H65ZM65 139L63 140L64 142H67V139L65 141ZM80 139V141H81ZM218 139V138H217ZM230 139V138H228ZM62 140V139H61ZM232 140V139H231ZM247 140V139H246ZM245 139H241V143L238 147V149H242L244 148L245 146L249 145V143L246 141ZM11 141V140H10ZM79 141V140H78ZM79 141L78 144H81ZM165 141V144H166V149L165 148H162L161 145L163 146V142ZM222 142H226V140H221ZM54 142V141H52ZM69 142V140H68ZM76 142V140L74 141ZM89 142V143H88ZM221 142V143H222ZM224 142V143H225ZM61 143H63L61 141ZM222 143V144H224ZM227 143H229V147L232 145V144H235V143H232L230 145V142L228 141ZM58 144V143H57ZM64 144V143H63ZM71 143L69 142V145ZM221 144V145H222ZM67 145V144H66ZM220 145V146H221ZM226 145V144H225ZM228 145V144H227ZM77 146V147H76ZM71 147V146H69ZM69 147H66L69 148ZM81 147V146H80ZM228 147V148H229ZM233 147V146H232ZM236 147V146H235ZM64 148V147H63ZM217 148V147H215ZM59 149V148H58ZM65 149V148H64ZM73 148L67 150V153L69 156H72L74 153L76 154V152H72L73 154L71 155L70 151H72ZM75 149L73 151H75ZM168 149V150H167ZM224 149H225V146H224ZM233 150V148H231ZM231 149H225V150H229L230 152L232 151ZM237 149V148H236ZM222 150V149H221ZM219 151V150H217ZM229 151H226V152H229ZM238 151V150H237ZM62 151H60L61 153ZM64 152V151H63ZM69 152V153H68ZM220 153H223L221 151H219ZM218 152V153H219ZM229 152V154H230ZM245 152V151H244ZM57 153V152H56ZM219 153V154H220ZM260 153V154H259ZM215 154V153H214ZM225 154V153H224ZM228 154V153H226ZM225 154V155H226ZM228 154V155H229ZM233 154V153H232ZM84 155V153H83ZM223 155V156H225ZM238 155V154H237ZM237 155L235 156L237 159ZM64 156V157H63ZM69 156H68V159H69ZM75 156V155H74ZM72 156V157H74ZM217 157H219L220 155H216ZM230 157H232L231 155H229ZM234 156V155H233ZM46 157V156H45ZM62 157L64 158L65 160V154L63 155L62 154ZM67 157V155H66ZM87 157V158H86ZM215 157V156H214ZM213 157V158H214ZM221 157V156H220ZM220 157L218 160H220ZM240 157V156H239ZM242 157V155H241ZM60 158V157H59ZM76 158V157H75ZM225 158V157H224ZM72 159V158H70ZM222 161H223V158H221ZM54 160V159H53ZM56 160V159H55ZM63 160V159H62ZM61 160V161H62ZM67 160V158H66ZM65 160V161H66ZM225 160V159H224ZM227 160V159H226ZM234 161V159H232ZM232 160L231 163H232ZM44 161V160H43ZM71 161V160H70ZM74 161V158L73 160ZM169 161V162H168ZM217 160H215L216 162ZM229 161V162H230ZM239 161V160H237ZM35 162V161H34ZM55 162V161H54ZM58 162V161H57ZM57 162H55L54 164H56ZM218 162V161H217ZM63 164V161L61 162ZM65 163V162H64ZM67 163V162H66ZM224 163V162H223ZM227 163V162H226ZM238 163V162H237ZM53 164V163H52ZM58 164V163H57ZM214 164V163H213ZM222 164V163H221ZM228 164V163H227ZM234 164V163H233ZM240 164V162H239ZM238 164V165H239ZM69 165H73V164H69ZM76 164H74V167H75ZM79 165H76L77 167ZM212 165V163L210 164ZM242 165V164H241ZM35 166V164H34ZM209 166V165H208ZM214 166V165H213ZM212 166V167H213ZM220 167V165H218ZM233 166V165H232ZM231 166V167H232ZM17 167V166H16ZM211 167V168H212ZM224 169H225V166H223ZM221 167V168H223ZM230 166H228L229 168ZM64 171H66L67 167H62ZM67 168V169H66ZM208 168V167H207ZM235 168V167H234ZM52 169V168H51ZM60 169V167H59ZM215 169V168H213ZM211 169V170H213ZM231 169V168H230ZM233 169V168H232ZM62 170V171H63ZM216 170V169H215ZM6 171V170H5ZM57 171H61L60 170H57ZM68 171H72V170H67L65 173L68 174L67 172ZM80 171V170H79ZM222 171V169H221ZM226 171V170H224ZM229 170L227 169V172ZM75 172H73L75 174ZM176 172L175 170L172 172L174 173ZM180 173H182V170L179 171ZM218 172V170H217ZM226 172V173H227ZM233 172V171H232ZM235 172V171H234ZM58 173V172H57ZM72 173V172H71ZM76 173V174H77ZM125 173L126 175L125 176H122V174ZM148 174L149 176H147L146 174ZM213 173H215V171H213ZM220 173V172H219ZM223 173V172H222ZM225 172L223 174H226ZM231 172H229L230 174ZM242 173V172H241ZM249 173V172H248ZM39 174V173H37ZM63 174V172H62ZM66 179L68 178L67 176L69 175H66ZM222 174V176H223ZM228 174V175H229ZM48 175V174H46ZM54 175V174H53ZM72 175V174H70ZM144 175V176H143ZM171 175V174H170ZM168 174V176H170ZM182 175V174H181ZM210 175V174H209ZM212 175V174H211ZM220 175V174H219ZM227 175V176H228ZM232 175V173L230 174ZM229 175V176H230ZM75 176V175H74ZM83 176V175H82ZM183 176V175H182ZM214 176V175H213ZM225 176V175H224ZM35 177V176H34ZM63 177V176H62ZM70 177V176H69ZM73 177V176H72ZM70 177L72 180L73 178ZM211 177V176H210ZM217 175L214 177L216 178ZM221 177V176H220ZM43 178V176L41 177ZM45 178V177H44ZM47 178V177H46ZM50 178V177H49ZM59 178V177H58ZM64 178V177H63ZM77 179V177H75ZM181 178V176H180ZM179 178V179H180ZM228 178V177H227ZM256 178V179H255ZM48 179V178H47ZM54 179V178H53ZM65 179V180H66ZM177 179V180H179ZM230 179V178H228ZM226 180V183L227 181L229 180ZM35 180V179H34ZM70 180V179H68ZM75 180V179H74ZM139 180V181H138ZM181 180V179H180ZM184 180V178H183ZM212 181V178L210 179ZM219 179L217 178V181ZM225 180V179H224ZM48 181H50L48 179ZM58 181V180H57ZM77 181V180H75ZM132 181L134 182H139V184L136 186V184H133ZM169 181V180H168ZM167 181V182H168ZM173 182L175 181L172 180ZM210 181V182H211ZM263 181V180H262ZM34 182V181H33ZM43 182V181H42ZM52 182V181H51ZM71 183V180L69 181ZM74 182V181H73ZM127 183L128 185L130 184H133L132 186L134 187V185L136 186V188H134L132 191L131 190H127V188L125 189L124 188V183ZM130 182V183H129ZM216 182V180H215ZM213 182V183H215ZM225 181H223L224 183ZM264 182V181H263ZM37 183H39L37 181ZM58 183V182H57ZM56 183V184H57ZM66 184H69L67 182H65ZM125 183V184H126ZM156 185H158L157 187H159V183ZM160 183V186L162 185ZM166 183V182H165ZM169 183V182H168ZM175 183V182H174ZM212 183V185H213ZM221 183V182H220ZM50 184V183H49ZM59 184H61V180L59 181ZM58 184V185H59ZM164 184V183H163ZM171 184V182H170ZM169 184V185H170ZM173 184V183H172ZM257 184V183H256ZM73 185V186H75ZM175 185V184H174ZM177 185V183H176ZM179 185V184H178ZM212 185H210L209 187H212ZM216 185H220L219 182L218 184ZM225 186V184H223ZM248 185V182L245 184L244 188L242 189V186H240V189H239V192L241 191L242 189V195H244V192L245 191H249V187H247ZM252 185V184H251ZM259 185V184H258ZM60 186V185H59ZM67 186V185H66ZM65 186V187H66ZM69 186V185H68ZM67 186V187H68ZM192 186V187H191ZM208 186V185H207ZM222 186V184H221ZM223 186V187H224ZM62 187V185H61ZM177 187V186H175ZM206 187V186H205ZM215 187V186H214ZM213 187V188H214ZM222 187V189H223ZM54 188V187H53ZM71 188V187H70ZM172 193L175 192L176 189H174V187H172ZM182 189H184L183 187H180ZM204 188V187H203ZM217 188H220V187H217ZM236 193L238 192V185L236 183H234L233 187H232ZM257 188V187H256ZM264 188V186H263ZM60 189V188H59ZM168 189V187H167ZM179 189V188H178ZM189 189L187 192H189ZM206 189V188H204ZM260 189V187H259ZM35 190V189H34ZM63 190V189H62ZM174 190V191H173ZM180 190V189H179ZM261 190V189H260ZM64 191V190H63ZM67 191V189H66ZM75 192L73 193H76L77 194V191L74 190ZM166 191V190H165ZM168 191V190H167ZM166 191V192H167ZM169 191H171V189L169 188ZM185 191V189H184ZM221 191V190H220ZM258 191V190H257ZM33 192V191H32ZM58 192V191H57ZM177 192V191H176ZM193 192H195L193 190ZM55 193V192H54ZM60 193H61V189H60ZM65 193V192H64ZM72 193V195H73ZM134 194L137 196V202H139V206L137 207V211L138 213H135V211H128L126 214L124 212H122L125 208H127L129 205H127L126 207H122L121 204H120V199L123 197V195L125 194ZM165 193V192H164ZM169 193V192H168ZM191 193H192V190H191ZM212 193L214 194V192L212 191ZM211 193V194H212ZM253 193V192H252ZM57 194V193H56ZM59 194V193H58ZM166 194V193H165ZM193 194V193H192ZM191 194V195H192ZM203 194V193H201ZM210 194V195H211ZM254 194V193H253ZM75 195V194H74ZM73 195V196H74ZM89 195H91L89 197ZM99 195V196H98ZM171 195V194H170ZM174 195V194H173ZM172 195V196H173ZM177 195V194H176ZM175 195V196H176ZM195 195L198 197L199 194H197V192H195ZM193 195V197L195 196ZM208 196L207 199H209V197L211 196ZM215 195H218L217 193L214 194ZM220 195V193H219ZM218 195V196H219ZM248 195V194H247ZM31 196V195H30ZM29 196V197H30ZM64 196V195H63ZM61 196V197H63ZM71 196V195H69ZM68 196V197H69ZM86 196L88 198L93 199L95 200L94 202H96L97 200L99 201V203H101V207L100 209L101 210V215L98 217L99 214H96V210L94 212H92L91 208L92 205L94 206V202L93 204L90 203V201L86 198ZM94 196H98L97 198L94 197ZM162 196V194H161ZM246 196V195H245ZM250 196V198L252 199L253 197H251V195H248ZM59 197V196H58ZM168 197V194L165 196V199H162L164 200V202H168L169 201V197ZM192 197V198H193ZM207 197V195H206ZM216 197V196H215ZM256 197V196H255ZM18 198V197H17ZM33 198V197H31ZM70 198V197H69ZM74 198H76V196H74ZM76 198V199H77ZM110 198V201L112 202L110 204H112V206H114L113 209H107L108 207H110L108 204V206L106 205V210L104 209V204H106V199L109 201ZM173 199V197H170ZM177 198V196L175 197ZM188 198V197H187ZM200 198V197H199ZM198 198V199H199ZM36 199V198H35ZM71 199V198H70ZM73 199V198H72ZM214 199V198H213ZM217 199V197H216ZM255 199V198H254ZM18 200V199H17ZM63 200V199H62ZM89 202H88V201ZM157 200H160L158 202H155V204L159 205L158 207H160V204L163 203V201L161 200V198H158ZM192 200V199H191ZM210 200V199H209ZM227 200V199H226ZM226 200L223 202L225 203ZM229 200H232V199H229ZM30 201V200H29ZM69 202V199L67 200ZM71 201V200H70ZM73 203L75 200H72ZM71 201V202H72ZM107 201V202H108ZM162 201V202H161ZM202 201V200H201ZM67 204H69V206L71 205V203L69 202ZM92 202V201H91ZM150 202V203H149ZM161 202V203H159ZM170 202V201H169ZM189 202V201H188ZM194 202V201H193ZM191 202V203H193ZM197 202V201H196ZM206 202V201H205ZM204 202V203H205ZM216 202V200H215ZM232 202V201H230ZM21 203V202H20ZM61 202L59 203H56V204H59L60 205ZM97 203V202H96ZM95 203V204H96ZM97 203V205L99 204ZM208 203H210L208 201ZM214 203V201H213ZM222 203V204H223ZM66 204V205H67ZM92 204V205H91ZM138 204V203H137ZM164 204H168V203H164ZM171 204V203H170ZM169 204V205H170ZM176 204V203H175ZM182 204V203H181ZM196 204V203H195ZM200 204V202H199ZM201 204H203L201 202ZM215 204V203H214ZM221 204V205H222ZM226 204V203H225ZM229 204V203H228ZM17 205H19V203H17ZM58 205V206H59ZM76 205V203H75ZM74 205V206H75ZM145 205V206H144ZM180 205V204H179ZM207 205H210V204H207ZM216 205V204H215ZM215 205H212V206H215ZM219 205V204H218ZM220 205V206H221ZM230 205V204H229ZM64 206V205H63ZM154 206V205H153ZM152 206V207H153ZM163 206V204H162ZM161 206L162 210L164 211L163 207ZM191 206V204H190ZM200 206V205H199ZM211 206V205H210ZM223 206V205H222ZM228 206V205H227ZM18 207V206H17ZM149 207V209L147 208ZM203 207V206H202ZM201 207V208H202ZM225 207V206H224ZM229 207V206H228ZM20 208V207H19ZM62 208V207H60ZM91 208V209H90ZM98 208V207H97ZM142 208V210H141ZM192 208H195L196 207H193L192 205ZM216 208V207H215ZM214 208V209H215ZM221 208V207H220ZM232 208V207H231ZM231 208H226V210H229L231 211ZM57 209V207H56ZM63 209V208H62ZM66 209L65 208V211L66 212ZM69 211L68 212H71L70 211V208H68ZM90 209V210H89ZM99 209V208H98ZM97 209V211H98ZM139 209L141 211H139ZM148 209V210H147ZM160 209V208H159ZM175 209V208H174ZM179 208L177 207L176 210H178ZM194 209V210H195ZM202 209H205V206L204 208ZM250 209V208H249ZM50 210V209H49ZM54 210V209H53ZM61 210V209H60ZM74 210H77V209H74ZM131 210V209H130ZM191 210V209H190ZM198 210V209H197ZM206 210H208V208L206 207ZM219 210V209H218ZM100 211V210H99ZM136 211V212H137ZM181 212V210H178V212ZM188 211V210H187ZM211 210H209L210 212ZM220 211L219 210V214H220ZM225 211V210H224ZM223 211V213H224ZM248 211V210H247ZM63 212V213H64ZM76 212V211H75ZM76 213H73V214H77ZM87 212V213H88ZM96 212V213H95ZM162 212V211H161ZM165 212V211H164ZM170 212V211H169ZM183 212H184V208H183ZM194 212V211H193ZM213 212V211H211ZM210 212V213H211ZM226 212V211H225ZM81 218H83V215L86 216V212L84 214V212H82L81 210ZM99 213V212H98ZM144 213H150L151 215H145ZM158 213L157 211L155 212V214ZM175 213V212H174ZM186 213V212H185ZM191 213V212H190ZM188 213L189 216H191V214L193 213ZM198 213V211H197ZM201 213V212H200ZM205 213V212H203ZM209 213V214H210ZM222 213V214H223ZM56 214V212H55ZM73 214L71 215V218H73ZM137 214V215H136ZM161 215V213H159ZM159 214H158V217H159ZM164 214V213H163ZM170 214V213H169ZM176 214V213H175ZM179 213H177V216H178ZM183 214V213H182ZM207 214V212H206ZM215 214V213H214ZM218 214V216H219ZM228 215V213H226ZM47 215V214H46ZM57 215V214H56ZM66 215V213H65ZM70 215V214H69ZM68 215V216H69ZM80 215V214H79ZM145 215V216H144ZM157 215V214H156ZM155 215V216H156ZM174 215V214H173ZM186 215V214H185ZM203 215V214H202ZM245 215V214H244ZM53 216V215H52ZM63 216V215H62ZM76 216V215H75ZM109 216V217H108ZM148 216V217H147ZM176 216V215H175ZM189 216H184V217H189ZM205 216V214H204ZM208 216V215H207ZM214 216V215H213ZM224 215H220L219 217H223ZM60 218V215L58 216ZM70 217V216H69ZM78 217V215H77ZM104 217H108V219H111L107 221L103 224L102 222H100L99 218H104ZM167 217V216H166ZM172 217V215H171ZM183 217V216H181ZM181 218V219H184L185 218ZM194 217V216H193ZM191 216V218H193ZM66 218H67V215H66ZM86 218V217H85ZM87 218H88V214H87ZM99 219L97 221H99V223H102L99 224L94 221L95 219ZM138 220L140 219V224L139 227L137 225H135V228L136 229V226L139 228L137 231H135L134 229H132V225L135 223L133 220L137 219ZM154 218V217H153ZM152 218V219H153ZM173 218V217H172ZM195 218V217H194ZM207 218H210V217H207ZM214 218V217H213ZM70 222H72V220H70V218H68ZM156 219V217H155ZM154 219L155 222H158ZM161 219V218H160ZM178 219V218H176ZM179 219H180V216H179ZM49 220V219H48ZM58 220V219H57ZM67 220V219H66ZM76 220V218H75ZM73 220V221H75ZM138 220L136 222H138ZM191 220V219H190ZM189 220V221H190ZM211 222H212V219L210 218ZM246 220V219H245ZM249 220V219H247ZM63 221V219H62ZM61 221V222H62ZM79 221V220H78ZM104 221H105V218H104ZM144 221V223L142 222ZM153 221V220H152ZM169 221V220H168ZM167 221V222H168ZM201 221V220H200ZM203 221H209V219L207 220H204ZM214 221V220H213ZM243 221V220H242ZM52 222V221H51ZM65 223H67L68 221H65ZM62 222V224L64 223ZM69 222V223H70ZM81 222V221H80ZM86 222L87 224H89L88 226L90 227V229L93 230V232H95L94 234L91 233V230H89L88 228H86ZM94 222V223H93ZM138 222V223H139ZM148 222V221H147ZM160 222V220H159ZM158 222V223H159ZM166 222V223H167ZM172 222V221H170ZM175 222V221H174ZM177 222V221H176ZM179 222V220H178ZM177 222V223H178ZM182 222V221H181ZM187 222V221H185ZM210 221L207 222V224H212L210 225L211 228L212 226L214 225V223L212 222L211 223ZM215 222V221H214ZM218 222V220H217ZM217 222H216V225H217ZM245 221H243L244 223ZM49 223V222H48ZM58 223V222H57ZM78 223V222H76ZM151 223V221H150ZM203 223V222H201ZM99 224V225H98ZM148 224V223H147ZM153 224V223H151ZM170 223H168L169 225ZM182 225L184 224L181 223ZM180 224V225H181ZM197 224V223H196ZM206 224V222H205ZM206 224V225H207ZM261 224H262V221H261ZM264 224V223H263ZM42 225V224H41ZM56 225V223H55ZM69 225V224H67ZM66 225V226H67ZM86 225V226H85ZM96 225L98 226H102V227H99L101 228L100 231L99 229H97ZM156 225V224H155ZM164 225V224H163ZM167 224L165 225L168 226ZM191 225V224H190ZM205 225V226H206ZM215 225V227H216ZM235 225V224H234ZM57 226V225H56ZM63 226V225H61ZM65 226V227H66ZM70 226V225H69ZM76 228H77V224H75ZM85 226V227H84ZM87 226V227H88ZM148 226V225H147ZM147 226L146 228L144 229H147ZM158 226L161 228V226L158 224ZM179 225H177L176 227H178ZM203 226V225H202ZM201 226V227H202ZM209 226V227H210ZM220 226H221V223H220ZM232 226V225H230ZM53 227V226H52ZM104 227V228H103ZM112 228L113 230L110 232L108 230V228ZM151 227V225H150ZM157 227V225H156ZM164 227V229H165ZM182 227V226H180ZM179 227V228H180ZM190 227V226H189ZM196 227V226H195ZM200 227V226H199ZM209 227H205V228H208ZM214 227V229H215ZM251 227V226H249ZM248 227V228H249ZM49 228V227H48ZM54 228V227H53ZM76 228H73V231L74 229L76 230ZM84 228V229H83ZM153 227H151L149 230L150 232L153 231L152 229ZM169 229V227H167ZM170 228H174L173 227V224H172V227L170 225ZM183 228V227H182ZM177 229L179 231H181V229ZM193 228V227H192ZM210 228V229H211ZM229 228V227H228ZM45 229V228H44ZM52 229V228H50ZM88 229L89 231L87 232ZM96 229L99 231H96ZM158 229V228H157ZM157 229L155 232H157ZM203 229V228H202ZM221 229V228H220ZM235 229V228H234ZM246 229V228H245ZM49 230V229H48ZM56 230V229H55ZM68 230V229H67ZM78 230V228H77ZM107 230L109 232H107ZM114 230H116L117 232H115ZM148 230V231H149ZM167 230V229H165ZM191 230V228L189 229ZM197 230V229H195ZM223 230V229H222ZM233 230V228H232ZM244 230V228H243ZM46 231V230H45ZM61 231V230H60ZM64 231V230H63ZM66 231V230H65ZM114 231V232H113ZM147 231V230H146ZM147 231V232H148ZM159 231V230H158ZM171 231V230H169ZM210 232H212V230H209ZM217 231V229H216ZM219 231V230H218ZM221 231V230H220ZM235 231V230H234ZM245 231V230H244ZM251 231V230H250ZM254 231V230H253ZM44 232V230L42 231ZM69 233V231H67ZM75 232V231H74ZM73 232V233H74ZM98 232V233H97ZM105 232V233H104ZM113 232V233H112ZM161 232L163 233V230H161ZM183 232V230H182ZM180 232V234L182 233ZM186 229H185V233H186ZM192 232V231H191ZM204 232V231H203ZM202 232V233H203ZM241 232V231H240ZM252 232V231H251ZM158 233V232H157ZM156 233V234H157ZM160 233V232H159ZM158 233V234H159ZM177 233V231H176ZM188 233V232H187ZM190 233V232H189ZM188 233V234H189ZM201 233V232H200ZM206 233V232H205ZM202 234V235H205ZM232 233V232H231ZM253 233V232H252ZM43 234V233H42ZM47 234V233H45ZM116 234H118L116 236ZM148 234V233H147ZM161 234V233H160ZM193 234V232H192ZM195 234V232H194ZM256 234V233H255ZM66 235V234H65ZM94 235V236H93ZM152 235V233H151ZM150 235V236H151ZM196 235V234H195ZM209 238L212 239V237L208 234H207ZM216 235V233H215ZM215 235H212V236H215ZM218 235V234H217ZM217 235H216V238L213 237L212 240L214 239H217ZM221 235V234H220ZM219 235V236H220ZM93 236V237H92ZM163 236V234H162ZM160 236V237H162ZM197 236L199 237L198 233H197ZM51 237V236H50ZM59 237V236H58ZM64 237V236H63ZM66 237V236H65ZM191 238V236H189ZM222 237V236H221ZM234 237V234L233 236ZM48 238V237H47ZM60 238L62 239L61 237V234H60ZM157 238V237H156ZM200 238V237H199ZM198 238V239H199ZM206 236H204V238H202L205 242V240H209V238L205 239ZM219 238V237H218ZM231 238V237H229ZM53 239V238H52ZM64 239V238H63ZM67 239H65V241H67ZM75 239V240H74ZM94 239V240H93ZM147 239H150V237ZM169 239V240H168ZM193 239V238H192ZM191 239V240H192ZM197 239V238H196ZM205 239V240H204ZM210 239V240H211ZM234 239V238H233ZM168 240V241H167ZM224 240V238H223ZM228 240V239H226ZM252 240V238H251ZM264 235H262L261 239H257L254 241H252L254 244H252V242L248 245L251 247L250 248H237V250H240L242 249L241 251L236 252L237 253H242V258L241 259H238L237 255L233 253L232 254H227L225 257L223 256V260L222 261H218V264H242V263H247V264H264V257L260 258V251H262L263 247H264ZM198 241V240H197ZM231 241V240H230ZM229 241V242H230ZM47 242V241H46ZM52 242V241H51ZM69 242V241H68ZM69 242V243H70ZM188 242V241H187ZM207 242V241H206ZM223 242V241H222ZM228 242V241H227ZM54 243V242H53ZM152 243V241H151ZM161 243V245H160ZM190 243V242H189ZM201 245L203 244L202 242H200ZM212 243H215L216 242H212ZM212 243H208V249L207 250H210L211 248H209V244H212ZM232 243V242H231ZM46 244V243H45ZM43 244V245H45ZM59 244V243H58ZM157 244L159 246H157ZM187 244V243H186ZM196 244V243H195ZM199 245V243H197ZM213 244V245H215ZM219 244V243H218ZM215 246V249L217 247V245ZM221 244V243H220ZM47 245V244H46ZM64 245V244H63ZM154 245V244H152ZM190 245H192L190 243ZM205 245V246H207ZM212 245V246H213ZM247 245V244H246ZM245 245V246H246ZM50 246V245H49ZM211 246V247H212ZM237 245L234 244V248L236 247ZM190 247V246H189ZM188 247V248H189ZM192 247V246H191ZM233 247V245H232ZM65 248V247H64ZM197 248V247H196ZM199 248V247H198ZM204 247H202L203 249ZM226 248V247H225ZM224 248V249H225ZM195 249V248H194ZM201 249V248H200ZM205 249V248H204ZM223 249V250H224ZM233 249V248H232ZM54 250V249H53ZM182 250V249H181ZM188 250V249H187ZM193 250V249H192ZM191 250V251H192ZM196 250V249H195ZM198 250V249H197ZM217 250V249H216ZM216 250H212L211 251H216ZM230 250V249H229ZM210 251V252H211ZM228 251V250H227ZM226 251V252H227ZM233 251V250H232ZM44 252V251H43ZM65 252V250H64ZM69 254H70V251H68ZM183 252V251H182ZM187 252V251H186ZM194 252V251H192ZM201 251H199L200 253ZM209 252V251H207ZM264 252V250H263ZM262 252V253H263ZM73 253V252H72ZM184 253V252H183ZM183 253H182V256H183ZM204 253V251H203ZM203 253H201L203 255ZM214 253V252H213ZM213 253H210L214 256ZM58 253H56L57 255ZM65 254V253H63ZM181 255V251L179 253ZM191 254V253H190ZM189 254V255H190ZM198 254V252H197ZM206 254V253H204ZM208 254V253H207ZM45 255V254H44ZM71 255V254H70ZM188 255V254H187ZM262 255V254H261ZM52 256V255H51ZM50 256V257H51ZM54 256V255H53ZM181 256V257H182ZM196 257L201 258L200 255H195ZM211 255H207L206 257L208 258H204V259H201V260H205L206 259V262L208 261L209 258H211L212 260H214L216 257H209ZM219 256V255H217ZM47 257V256H46ZM55 257V256H54ZM53 257V258H54ZM57 257V256H56ZM70 257V256H69ZM172 257V256H171ZM170 257V258H171ZM187 259H188V256H186ZM196 257L194 258L193 256V260L196 259ZM204 257V255H203ZM202 257V258H203ZM165 258V259H164ZM177 258V257H176ZM174 257V260L176 259ZM183 258V257H182ZM191 258V257H190ZM189 258V260H190ZM214 258V259H213ZM218 258V257H217ZM18 259V258H17ZM52 259V258H51ZM63 259V258H62ZM185 259V257H184ZM186 259V260H187ZM192 259V258H191ZM210 259V261H211ZM54 260V259H53ZM57 260V259H56ZM55 260V261H56ZM60 260V259H59ZM63 260H66V259H63ZM70 260V259H69ZM165 260V261H164ZM182 260V259H181ZM17 261V260H16ZM61 261V260H60ZM68 261V260H67ZM164 261V262H163ZM176 261V260H175ZM200 259L198 260V263L196 264H200ZM14 262V261H13ZM54 262V261H53ZM172 262V261H171ZM170 262V263H171ZM185 263L183 264H186L188 261H183ZM190 263H195V262H192V260L189 261ZM188 262V264H189ZM205 262V263H206ZM18 263V262H17ZM16 263V264H17ZM61 263V262H60ZM66 263V262H65ZM169 263V262H168ZM174 263V262H173ZM172 263V264H173ZM176 263V262H175ZM177 263H181V261L177 262ZM176 263V264H177ZM211 263H213L211 261ZM12 264V263H11ZM167 264V262L165 263ZM182 264V263H181ZM208 264L209 261H208ZM214 264V263H213Z\"/></svg>","mask_w":264,"mask_h":264}]
</instances>
